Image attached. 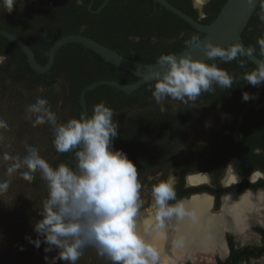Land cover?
Listing matches in <instances>:
<instances>
[{
	"label": "clouds",
	"instance_id": "clouds-1",
	"mask_svg": "<svg viewBox=\"0 0 264 264\" xmlns=\"http://www.w3.org/2000/svg\"><path fill=\"white\" fill-rule=\"evenodd\" d=\"M7 13H12L14 6L24 5V0H0ZM249 4L252 0H248ZM207 0H197L198 5ZM197 10L202 12V7ZM259 19L264 22V2L261 3ZM201 38L193 35L187 42V49H199L209 60L231 63L244 54L240 44L228 48L211 42L201 43ZM259 54L264 57V38L257 41ZM255 48L247 49L249 54ZM8 58L0 54V65ZM157 65L162 71L150 72L145 79H155L152 97L165 111V100L182 103L196 102L203 93H213L214 85L223 90H230L242 79L247 84L259 88L264 84V60L258 66L237 79L229 72L218 68L216 63H205L193 58L191 52L180 56L162 54ZM242 65V62H241ZM255 94L242 93V101L256 99ZM26 111L37 114L33 127L49 123L53 126V144L58 153L76 151L79 172L72 171L65 164L56 169L40 157L39 150L29 148V155L23 160L27 171L21 173L25 181L35 179L37 169L42 172L41 179L47 182L48 197L43 203L40 219L33 226L36 238L25 236V240L39 249L45 245V264H77L86 247H94L99 256H106L112 264H157L156 250L146 242L138 231V215L143 205L141 191L144 187L139 178L136 165L128 159L123 150H116L113 145L118 136V124L114 121V110L103 101L93 106L91 117L71 119L63 124L57 123V116L50 109L49 102L38 98ZM7 123L0 119V128H7ZM5 160L12 159L7 154ZM21 168V163H14L7 169L9 175ZM211 181V174L200 173ZM158 175H162L159 173ZM234 162H230L222 176V183L229 186L237 184ZM177 177L171 171L166 179L152 185L151 196L157 209V227L164 226L165 219L182 218L193 213L187 212L183 201L177 200L175 187ZM9 187L8 181L0 182V190ZM176 201L170 205L169 201ZM23 251V246L20 248ZM56 251L57 254H47Z\"/></svg>",
	"mask_w": 264,
	"mask_h": 264
},
{
	"label": "trees",
	"instance_id": "trees-1",
	"mask_svg": "<svg viewBox=\"0 0 264 264\" xmlns=\"http://www.w3.org/2000/svg\"><path fill=\"white\" fill-rule=\"evenodd\" d=\"M166 1L194 20L202 24H208L215 18L226 0H209L207 7L211 15L203 20L198 19L196 11L190 7L188 1L176 0L175 4L173 0ZM102 2L103 0H81V3L77 4V0H24L22 11L18 13L19 5H17L14 6V10L10 14L7 13L1 2V20L11 19V21L0 25V30L16 34L32 50L37 63L40 65L46 63L44 54L50 47L51 42L66 35L88 37L117 53H119V47L124 43V37L129 35L136 36L139 41L133 43L123 56L145 64L157 63L158 57L162 54H177L186 49V42L193 35L200 37L186 23L152 1L109 0L98 13H93V11L100 7ZM262 2L264 0L259 1L251 19L241 33V40L248 49L251 48L252 44H258V39L264 38V22H261L259 19ZM30 22H33L38 27V37L39 40L41 39L40 54L36 53L40 44L34 45L21 34V30ZM146 37L158 40V42L166 40L170 41V43L168 45L162 43L149 47L140 40ZM48 39H50L49 42H47ZM103 41L109 43L103 44ZM0 51L3 54L11 56V61L16 66V78L26 77L30 82L44 85L46 88H50L54 83L50 78L55 68L62 61L70 62L68 67L72 73V78L77 74V71L82 70L83 75L79 77L78 75L77 77L75 76L78 79L75 80L76 84L74 82L71 92V99L75 105V119L82 117L78 95L85 86L96 81H116L123 84H131L136 81L135 76L121 70L118 71L122 80L117 81L113 78L105 77L101 73L102 67L115 68L103 62L97 55L85 50L78 44L61 47L55 53L54 64L51 70L42 75L32 72L28 68L25 57L21 52L2 36H0ZM206 63H216L218 68L229 72V74L237 79H240L245 73L249 72L248 67L251 65L242 56H239L237 60L231 63L222 62L219 58L215 61L209 60ZM7 75L6 71L0 68V79L11 80V77ZM154 84L155 82L146 84L129 95L106 86H100L86 92L84 100L87 117L90 116V112L93 109L89 105L91 97L98 99L96 101L93 99L97 104L103 101L110 108H112L114 98H117L121 103L120 105L127 108L137 104L141 99L152 97ZM215 87L218 86L215 85ZM232 89L242 90L243 92L245 89H248V85L241 79L239 84L233 85ZM112 93L113 95H111ZM98 95H100V98ZM228 97L235 98L234 101L231 99L229 102H236V95L233 94ZM241 103L240 106L247 102ZM188 113L182 110H177L175 113H169L166 110L161 112L160 109L153 108L148 111L137 112L122 121L119 115L115 120L118 124V136L113 141L114 148L116 150H123L127 154L128 159L136 165L138 176H142L144 175V171L153 165L152 163L157 164L169 158L173 146L184 141L203 122L202 119L190 116ZM79 150H82L81 147H77L68 153H60L59 161L55 163L53 169H56L61 164H65L72 171L78 173V160L75 153ZM6 163V160H0V175L4 178L0 180L1 182L8 181L9 183L7 189L0 190V264H15L12 262L13 257L10 254L11 246L15 242L13 236L16 232L28 229L34 222V219L29 221L28 217L35 214L31 212L30 215H27L26 209L15 210L14 207L7 205L4 195L8 191L13 192L10 189L15 184V179L4 170L7 167ZM159 170L160 168L151 171L149 175H153ZM17 181L19 182V179ZM258 231L263 236L261 247L234 250L232 242L229 240V255L223 261L219 259L215 260L214 264H239L243 261L248 263L250 258L256 260L262 258L264 256V231L260 229Z\"/></svg>",
	"mask_w": 264,
	"mask_h": 264
},
{
	"label": "rangeland",
	"instance_id": "rangeland-1",
	"mask_svg": "<svg viewBox=\"0 0 264 264\" xmlns=\"http://www.w3.org/2000/svg\"><path fill=\"white\" fill-rule=\"evenodd\" d=\"M186 1H188L192 9H195L199 20L206 19L209 15H211V12L207 7L208 0L206 4L201 6L202 12L197 10L193 0ZM22 9L23 7L21 8L19 6L18 13H20ZM10 21L11 19L1 20L0 17V25L3 23H9ZM21 34L30 40L34 45L40 44L38 27L33 22L28 23V25L21 30ZM130 39L136 42L139 41V39L134 36L132 38L130 37ZM140 40H142L149 47L160 45L162 43H166L168 45L170 43V41L166 40L164 42H158V40L149 37ZM0 54L3 53L0 51ZM3 55H5L8 59L3 65H0V68H3L6 71L8 74L7 76L11 77V80H4V78L0 79V119H3L8 125L7 128H0V160H5L3 158L5 154L12 158L6 160L7 167L4 168V170L7 174V169L10 166L17 162L21 163V168L17 169L10 175L15 179V184L10 189L13 192L8 191L4 195V199L6 200L7 205L9 207H14L15 210L26 209L27 215H30L31 212H34L35 214L34 216L30 215V217H28L29 221L34 219V222L28 229L14 234L13 240H15V242L13 243V246H11L12 249L10 248V254L11 257H13L12 262L15 264H45L44 257L46 254L43 251L45 245L42 244L41 248L37 249L25 240V236H31L33 239L36 238L33 226L40 219H42L41 213L43 211V203L48 197L47 182L41 179L42 172L39 169H37L34 173L35 179L33 181H25L22 178L21 173L27 171V168L22 162L24 158L29 155V148L35 147L39 150L40 157L45 159L49 163L50 167L53 168L55 163L59 161L60 153L56 151L53 144V126L49 123H45L44 125L33 127V122L37 114L28 113L26 109L30 104H34L38 98H44L49 102L51 111L56 114L58 124H63L71 119H74L75 105L71 99V92L75 81H73L69 74L67 65H65V60L57 66V71H55L51 76L50 79L54 83L50 88H46L44 85L32 83L26 77L16 78V66L11 61V56L9 54ZM180 103L182 102L172 101L169 99L165 100L163 106L169 113H175L180 108ZM160 107L161 105L157 104L153 97L144 98L137 104L131 105L122 111H114V121L116 120V117H119V115L121 117L120 120L122 121L126 117L134 115L137 112H144L153 108L160 109ZM207 125L205 127H207ZM190 134L193 136L195 132ZM185 141L186 139L173 146L169 158H166L157 164L152 163L153 165L144 171V175L138 176L144 187L141 191L143 205L137 218V226L138 231L149 244H151L154 239H151V241L148 242V233L154 230L155 226L149 225L148 227H145V221L141 217L144 212L152 208L151 206L153 203L151 191H148V188H151L150 184L152 179L149 174L151 171L158 168H168L167 165L171 162L172 157L176 153L186 149L188 144L185 146ZM169 173L170 172L168 171L166 178ZM0 179H4L3 176L0 175ZM17 179H19V182ZM248 222L249 221H247V224L242 226L239 231L245 229L248 226ZM164 226L166 229L163 228V230L167 237L164 238V242L162 244L168 246L169 248L166 256L160 255L157 248H154L158 255L157 264H214L215 260L220 259L217 255L210 256L207 254H200L191 258L190 256H182L178 253L180 250L179 247H171L173 233H169L167 230L168 227H170V222H164ZM21 246H23V251L20 250ZM56 254L57 252L54 251L47 255L54 256ZM166 258L167 260L165 261ZM57 264H67V262L58 261ZM77 264H112V262L106 256H99L96 249L89 246L83 250V255L77 261ZM242 264H264V256L258 260H251L248 263Z\"/></svg>",
	"mask_w": 264,
	"mask_h": 264
},
{
	"label": "flooded vegetation",
	"instance_id": "flooded-vegetation-1",
	"mask_svg": "<svg viewBox=\"0 0 264 264\" xmlns=\"http://www.w3.org/2000/svg\"><path fill=\"white\" fill-rule=\"evenodd\" d=\"M175 1L173 0L174 4L176 3ZM80 3L81 0H77V4ZM130 37L132 38L133 36L129 35L123 38L124 43L118 49L120 54H125L132 44L136 43ZM49 41L50 39L47 40V42ZM105 43L108 44L109 42L103 41V44ZM251 48L256 49L254 54L260 61L264 60V57L259 54L258 44H252ZM36 53H41V39ZM69 64L70 62L66 61L65 65H67L69 74L72 77L68 67ZM248 68L249 72L255 69L252 64ZM101 69V73L105 77L113 78L117 81L122 80L118 70L108 66H104ZM77 75L78 77L83 75V71H77V74L72 78L73 81L78 79L76 78ZM247 85L248 89L243 92L257 96L258 88L250 84ZM213 87L215 88L213 93H203L196 102L179 104L180 108L178 110L187 111L190 116L200 118L203 122L197 126L193 136L190 134L191 136L186 138L185 146L188 144L186 149L172 157L171 162L167 165L168 168H160L158 172L151 175V187L158 183L159 180L166 179L168 171H173V174L177 177L175 187L177 200L187 201L195 196H206L210 199L208 210L210 215L222 213L224 199L229 200L236 197L240 200L244 196L250 197L255 204L250 207L249 215L246 218L249 221L248 226L242 231L237 229L236 232L235 230L225 229L221 233L225 257H222V259L218 257L220 258L219 260L223 261L230 253L229 240L232 242L234 250L262 246L263 236L258 229L264 231V86L256 103L242 115L237 131H235V125L239 113L253 100L240 106V103L243 102L242 90H223L215 87V85ZM233 94L237 97L235 103L229 102L231 99L234 101V97H228ZM98 97L100 98V95ZM93 99L94 101L98 100L94 97L90 98L89 105L91 108L97 104ZM120 104L119 100L114 98L112 109L114 111L124 110L125 108ZM90 113L89 117H91L92 111ZM206 125L207 127H205ZM230 162H234L239 182L237 184L232 183L229 186L222 183V176ZM159 173H162V175H158ZM200 173L211 174V181L209 182V179ZM195 175L203 176L205 180L197 183H188L187 178ZM148 191H151V188H148ZM261 194L263 199L258 201ZM175 203V200L169 201L170 205ZM151 207L154 208L156 217L157 209L154 201ZM225 219H227V216ZM171 220L172 218L165 219L164 222H170ZM156 224H158L157 220ZM251 260L256 259L250 258L248 262ZM242 263L247 262L243 261L239 264Z\"/></svg>",
	"mask_w": 264,
	"mask_h": 264
},
{
	"label": "water",
	"instance_id": "water-1",
	"mask_svg": "<svg viewBox=\"0 0 264 264\" xmlns=\"http://www.w3.org/2000/svg\"><path fill=\"white\" fill-rule=\"evenodd\" d=\"M108 1L109 0H103L100 7L97 10L93 11V13H98L107 4ZM148 1H152L154 4H158L160 7L166 9L171 14L186 23L193 30H195L200 35L202 44L207 41L223 48H228L229 46L234 44H240L244 50V54L242 55V57H244L248 62L254 65L255 68L258 66L260 62L259 58L256 57L253 53L249 54L247 52L248 48L241 40V33L247 26L260 0H252L251 4H249L248 0H226L221 6L215 18L208 24H202L199 21L194 20L189 15L183 13L166 0ZM0 36L4 37L9 43H11L18 49L25 57L28 68L32 72L39 75L46 74L51 70L55 59V53L61 47L70 44H78L85 50H88L97 55L103 62L111 65L115 69L126 71L136 77V81L131 84H123L116 81H96L85 86L78 95V103L81 109L82 117H87V109L84 100V95L86 92L92 91L100 86H106L129 95L142 86L155 82V79H145V76L148 73L154 71H162L157 63L145 64L133 61L117 53L116 51L111 50L106 46L82 35H66L59 38L58 40L52 41L47 52L44 54L46 57V63L44 65H40L37 63L32 50L16 34L9 33L5 30H0ZM188 52H191L193 58L196 60H200L205 63L209 61V59L204 56V54L199 49L189 50L186 48L175 55H177V57L179 58L180 56H183ZM55 71H57V67L55 68ZM263 86L264 84H262V86L258 88L256 96L257 98L247 104L239 113L235 125V131L238 130V126L244 112L250 109L259 99Z\"/></svg>",
	"mask_w": 264,
	"mask_h": 264
},
{
	"label": "bare ground",
	"instance_id": "bare-ground-1",
	"mask_svg": "<svg viewBox=\"0 0 264 264\" xmlns=\"http://www.w3.org/2000/svg\"><path fill=\"white\" fill-rule=\"evenodd\" d=\"M193 1L196 8L201 7L197 4V0ZM203 180H205L203 176L199 175L187 178L188 183H197ZM262 199L263 195L261 194L258 201ZM183 204L186 211L194 215L172 218L170 227L167 229L169 233H173L171 247H179L178 253L184 257L190 256L191 258L200 254H207L222 258L224 257L221 240L222 231L225 229L236 231L247 224L246 218L249 215L250 207L255 203L248 196H244L240 200L236 197L229 200L224 199L222 213L215 216H211L208 212L210 199L206 196L192 197L190 200L183 201ZM226 216L227 219H225ZM141 217L145 221V227L155 226L154 230L148 233L147 241L154 239L150 245L157 248L160 255L166 256L169 247L162 244L164 238L167 237L163 230L166 228L165 226L157 227L154 208L144 212Z\"/></svg>",
	"mask_w": 264,
	"mask_h": 264
},
{
	"label": "crops",
	"instance_id": "crops-1",
	"mask_svg": "<svg viewBox=\"0 0 264 264\" xmlns=\"http://www.w3.org/2000/svg\"><path fill=\"white\" fill-rule=\"evenodd\" d=\"M225 257V256H224Z\"/></svg>",
	"mask_w": 264,
	"mask_h": 264
}]
</instances>
